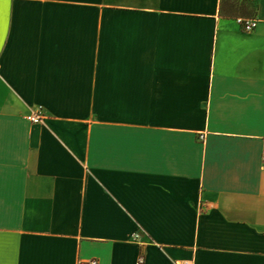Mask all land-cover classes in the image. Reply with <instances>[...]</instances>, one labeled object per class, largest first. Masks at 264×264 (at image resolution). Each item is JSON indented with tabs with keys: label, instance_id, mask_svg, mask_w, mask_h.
<instances>
[{
	"label": "crops",
	"instance_id": "obj_1",
	"mask_svg": "<svg viewBox=\"0 0 264 264\" xmlns=\"http://www.w3.org/2000/svg\"><path fill=\"white\" fill-rule=\"evenodd\" d=\"M263 151L264 0H0V264H264Z\"/></svg>",
	"mask_w": 264,
	"mask_h": 264
},
{
	"label": "built area",
	"instance_id": "obj_2",
	"mask_svg": "<svg viewBox=\"0 0 264 264\" xmlns=\"http://www.w3.org/2000/svg\"><path fill=\"white\" fill-rule=\"evenodd\" d=\"M239 24L241 25L242 29L246 33L252 32L258 25V21L255 19H238ZM27 120L33 124H38L42 121V116L40 112H35L32 114L27 115ZM200 140H203V135L199 136ZM264 152V151H263ZM139 235L137 233H134L132 235V240L134 242H139ZM145 257L144 254L141 252L136 260V264H144ZM89 264H97L96 261H91ZM188 264V263H184Z\"/></svg>",
	"mask_w": 264,
	"mask_h": 264
}]
</instances>
